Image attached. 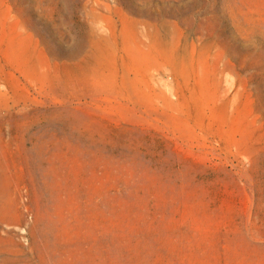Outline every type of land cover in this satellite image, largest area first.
I'll return each instance as SVG.
<instances>
[{"label": "rangeland", "instance_id": "rangeland-1", "mask_svg": "<svg viewBox=\"0 0 264 264\" xmlns=\"http://www.w3.org/2000/svg\"><path fill=\"white\" fill-rule=\"evenodd\" d=\"M129 32L186 56L188 78L136 66ZM93 33L115 43L116 83L163 78L207 99L199 121L34 81L12 51L68 78ZM0 264H264V0H0Z\"/></svg>", "mask_w": 264, "mask_h": 264}, {"label": "bare ground", "instance_id": "bare-ground-1", "mask_svg": "<svg viewBox=\"0 0 264 264\" xmlns=\"http://www.w3.org/2000/svg\"><path fill=\"white\" fill-rule=\"evenodd\" d=\"M23 44L26 43L23 42ZM23 44L17 45L16 43V46L13 44L12 51L16 53L19 49H22L26 60L28 56L30 60L26 61L25 67L29 71V77L34 81L47 83L55 88L64 90L71 80L82 78L88 85L97 90L116 88L120 94L125 95L131 102L153 112H156V109L151 100L155 97L161 102V111L166 114V122L168 124H178L185 128L191 126L192 120L190 117L196 123L207 109L206 98L199 100L196 97L193 102L187 98L173 100L172 95L176 93L175 89L165 87V79L163 78L158 79L163 84L162 86H159L155 79L153 80L156 82L153 84L154 88L145 86L146 84L143 80L130 79L127 74L122 75L120 82L116 83V75L114 73H105L106 69L112 67L115 51V43L107 37L92 34L85 62L81 66L74 68L68 78L59 74L49 73L48 71L40 74L36 72L37 62L33 59V51L29 46H26L27 44L24 46ZM124 48L128 57L138 67L160 68L168 65L173 67L174 71L184 79L188 78L191 73L189 59L171 51L158 39L154 40L151 45H144L133 33L129 32L124 38ZM195 68V71L199 73L200 85L198 88L200 97L202 95L205 96V92H207L206 84L204 83L205 77L200 74L199 64ZM213 114L222 124L227 125L231 121L223 109ZM232 123L236 124V122Z\"/></svg>", "mask_w": 264, "mask_h": 264}]
</instances>
